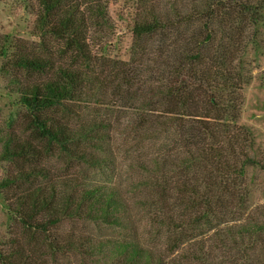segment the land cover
<instances>
[{
	"label": "trees",
	"instance_id": "obj_1",
	"mask_svg": "<svg viewBox=\"0 0 264 264\" xmlns=\"http://www.w3.org/2000/svg\"><path fill=\"white\" fill-rule=\"evenodd\" d=\"M35 1L33 27L39 37L57 42L55 52L61 60L51 58L49 41L44 44L49 46L45 55L16 50L0 66L8 89L29 116L23 133L0 127V162L15 169L0 180V194L22 227L39 236L50 257L60 250L105 264H166L151 247L125 236L69 233L61 246L55 243L51 230L66 220L126 230H131V224L124 218L129 210L126 192L123 197L118 187L92 181L87 173L88 168L115 165L109 134L112 122L100 117L71 118L76 114L73 105L79 102L109 101L106 78L93 71L87 45L90 28L100 32L109 27L107 2ZM136 1L130 56L122 79L124 106L136 102L137 106L134 118L126 121L124 140L135 132L139 143H161L154 154L129 167L157 173L134 184L156 188L159 202L154 206L168 205L162 196L172 198L159 223L172 229L167 245L169 251L178 252L174 264H184L187 256L200 258L197 240L186 238L200 222L240 215L244 209L247 192L242 181L256 161L246 150L249 132L237 124L239 90L248 79L245 58L264 46L260 36L264 0H192L185 10L176 0ZM183 26L190 31L182 34ZM151 36L161 37L151 47L155 77L135 72L143 71L139 61L148 54L144 41ZM17 69L50 75L28 81ZM164 138L171 148H161ZM57 161L63 167H57ZM172 207L177 208L175 216L170 215ZM244 218H234L229 226L226 240L236 247L225 246L224 253L233 264H244L248 250L261 249L249 254L248 263L264 264L260 236L264 221ZM2 243L0 239V264H44L41 252L18 245L2 250Z\"/></svg>",
	"mask_w": 264,
	"mask_h": 264
},
{
	"label": "rangeland",
	"instance_id": "obj_2",
	"mask_svg": "<svg viewBox=\"0 0 264 264\" xmlns=\"http://www.w3.org/2000/svg\"><path fill=\"white\" fill-rule=\"evenodd\" d=\"M177 5L182 9H189L192 6V0H176ZM107 15L109 27L104 30L95 31L90 28L87 45L90 48L91 60L93 62V71L104 76L107 81L106 98L109 101L106 104L95 103L94 101L79 102L73 105L76 114L71 117L72 121L87 118H107L111 123L110 140L115 154V165L112 168H88L87 173L90 179L95 182H104L115 185L120 189V194L124 197V191L128 195L129 210L124 218L130 221L131 230L122 229L116 226H105L100 223H88L87 221H63L59 226L51 230L56 237L55 243L58 247L66 234L86 235L102 234L101 236L121 237L137 239L144 246L151 247L153 251L159 254L166 264H174L177 261V251L168 250V239L172 234L170 228L161 225L159 221L164 219L168 212V205L172 202L169 198L164 202L167 206L162 208L154 202H159V196L156 188L140 185H134L137 181H145V178H153L157 173H149L135 167H129L137 163V160L151 156L159 148L160 141L151 144L152 141L146 140L139 143L136 140L135 132L124 140V127L126 121L133 119L136 105L124 106V64L128 62L131 49L130 28L134 20V13L137 7L136 0H106ZM36 11L35 0H0V66L5 57L21 50L27 53L36 52L40 55L48 53L55 61L61 58L55 52L56 43L46 37H39L36 33L33 23ZM188 26L181 27V32ZM179 30V29H178ZM260 36H264V31L260 30ZM175 37V35H173ZM43 38V40L41 39ZM161 37L151 36L145 39L146 52L139 62L141 70L135 71L137 74L151 75L155 77V63L152 62L153 53L151 47L160 42ZM51 41V45L44 46ZM250 54L245 58L249 69L246 74L247 83H244L239 90L241 94V104L237 124L244 125L249 132L250 144L246 148L247 153L253 156L256 164L254 167L246 169V174L242 183L247 192L243 203L244 209L240 215H229L227 218L213 217L209 222H200L198 228L189 233L186 238H195L197 241L199 260L196 258H185L184 264H233L227 259L229 255L224 253L227 242L229 226L236 221L234 218L250 217L256 220L264 221V46L249 51ZM146 58V59H145ZM131 61V60H130ZM133 63V62H132ZM131 63V64H132ZM1 71V70H0ZM15 71V69H13ZM17 73L24 80L41 79L50 75L47 73H38L17 69ZM116 73V77L113 75ZM139 75L137 77L142 79ZM125 107V108H124ZM128 107V108H127ZM55 113V112H54ZM76 116V117H75ZM29 116L19 103L16 94L8 89L7 83L0 72V127L10 128L23 133L27 128ZM162 149L171 148V142L167 138L162 140ZM55 162V161H54ZM57 167H63L61 161H57ZM14 167L8 162H0V180L14 172ZM71 170H75L71 168ZM173 174L172 176H174ZM156 182L160 179L156 177ZM161 198V197H160ZM7 202L0 194V239L3 242L2 250L11 248L15 245L23 246L28 251L41 252L40 258L44 264H105L94 262V258L73 253L72 251L54 250L52 257L44 253L45 248L39 244V236L25 230L19 220L12 213ZM158 204V203H157ZM177 208L172 207L170 215L175 216ZM247 212V213H246ZM238 216V217H237ZM253 229H255L252 226ZM264 229V226L260 227ZM252 229V230H253ZM256 228L255 230H258ZM36 236V238H34ZM261 240L264 250V231L261 232ZM227 242V243H226ZM259 242H257V245ZM236 247L231 244L230 248ZM200 247V248H199ZM261 248V246H259ZM179 251V250H178ZM194 251V248H193ZM159 252V253H158ZM195 252V251H194ZM209 252V253H208ZM261 253V249L248 250V258L245 257L244 264H249V254ZM240 255V254H239ZM184 256V255H183ZM179 257V256H178ZM193 257V256H192ZM252 264V261L250 262Z\"/></svg>",
	"mask_w": 264,
	"mask_h": 264
}]
</instances>
